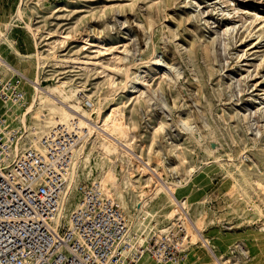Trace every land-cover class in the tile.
Wrapping results in <instances>:
<instances>
[{"label":"rangeland","instance_id":"rangeland-1","mask_svg":"<svg viewBox=\"0 0 264 264\" xmlns=\"http://www.w3.org/2000/svg\"><path fill=\"white\" fill-rule=\"evenodd\" d=\"M38 1L25 0L23 15L17 17L23 0H0V25L11 24L9 38L23 55L33 56L37 41L45 63L41 73L45 94L67 108L70 103L52 89L86 86L98 93L95 99L112 89L114 103L122 107V119L135 136L132 143L140 153L135 155L141 157L136 158L148 170H153L148 162L155 168L151 174L137 169L135 179L146 186L148 180L191 181L188 217L204 223L215 254L230 259V264H264V0ZM4 54L9 69L16 67L34 78V57ZM156 55L173 64L163 69L167 75L146 85L152 91L162 90L167 106L160 108L147 102L142 88L130 95L117 89L124 83L123 66L137 64L134 73L143 72ZM73 60L90 64L77 65ZM4 70L2 83L13 76L8 67ZM21 85L29 103L31 88L25 79ZM82 94L81 105L89 110L84 101L90 99ZM6 109L1 106L0 114ZM133 165L137 167V162ZM96 173L91 181L82 175L79 185H91ZM117 174L121 179L120 166ZM76 193L74 207L67 204L71 209L67 221L82 200L83 192ZM128 194L135 213V196L132 191ZM40 211H30L35 220L29 225L36 230L30 241L35 257L50 237L47 225L38 220ZM139 220L145 224L149 248L152 238H160V230L171 221L165 213L155 217L143 213ZM137 238L135 234L136 242ZM188 241L191 258L186 264H196L193 257L204 250L201 243L192 248Z\"/></svg>","mask_w":264,"mask_h":264},{"label":"bare ground","instance_id":"bare-ground-1","mask_svg":"<svg viewBox=\"0 0 264 264\" xmlns=\"http://www.w3.org/2000/svg\"><path fill=\"white\" fill-rule=\"evenodd\" d=\"M24 2L25 0L18 7L17 17L23 15ZM38 2L41 1L39 0ZM10 27L11 24L0 25V56L7 61L8 57L4 54L7 51L19 59L34 57L37 60L34 78H30L23 70L11 67L15 74L18 73L24 77L23 79L27 81L32 93L29 103L27 98L24 101L25 105L11 103L9 106H6L7 109L4 112L5 119L14 123L16 125L15 129L21 131V136L18 137L13 154H18L26 144L37 151L45 152L41 140L52 130L58 128H64L65 131L70 133L75 132L78 135V144L77 147L72 148V160L66 175L67 190L62 197L56 221L61 224L66 219L65 217L68 218L71 210L67 207L68 203L70 204V208H73L76 204V189L82 182L81 176L83 175L85 179L90 180L94 175V170H96V176L92 179L91 183L98 186L104 196L118 204L128 224L129 229L125 236L128 248L123 252L124 257L135 249L148 247L149 241L144 233L145 224L139 220L140 215L144 213L155 217L157 214L161 215L165 213L171 221L169 225L160 230L161 237L167 236L170 239L171 234L177 236L179 233L178 227L181 226L188 239L190 238L191 243H193L192 248L201 243L199 248L204 250L201 254L193 257L194 261H197L196 264H200L199 262L203 259L211 262L210 264H230V259L226 260L225 256L215 254V247L205 234L204 223L198 218L192 221L188 217L190 207L186 199L190 198L192 193L191 181L180 177L175 178L172 182L168 180H165V182L156 180L155 183H151L148 180V186H146L139 183L138 179H135L137 169L143 171L141 168L143 167L144 170L150 173L155 171V168L153 164L148 162L153 168L151 171L148 170L147 166H145L146 164L143 165L139 162L138 159L141 157L135 155V152L140 155L132 143L135 140V136L131 134L130 127L122 119V107L120 104L114 103L115 98L111 94L114 91L111 89L109 90V94L104 97L100 95L98 99H95V95H98V93L88 89L86 86H82L81 89L71 88L69 91H65L62 86H58L52 90L58 91L62 99L70 103V106L66 108L58 105L45 94L42 88L41 73L43 72L42 67L45 63L37 41L35 43L36 52L33 53V56L23 55L9 38ZM27 28L33 37L36 38L33 28L30 25ZM123 60L121 59V61ZM73 61L77 65L90 64L87 60ZM149 63L150 66L146 70L138 73H134V67H137V64H126L123 66L120 71L123 76V86L117 87V84H114L113 88L117 87L121 93L126 92L129 95L138 88H142L144 89L143 94L146 95L148 103L158 108L162 107V105L167 106L162 90L152 91L146 85L158 75H167L163 69L166 66L171 69L173 64L169 62L168 58L160 55L153 57ZM0 64L3 65L2 60H0ZM7 66L9 69L11 65L9 66L7 63ZM3 71L7 72L6 70ZM80 92H84L82 94L83 97H87L93 103L91 109L85 110L82 107V101L80 102L79 97ZM25 93L27 94L26 91ZM1 106L2 103L0 102ZM22 108H25V110L23 111ZM94 114L95 117L93 116ZM4 128H6V124ZM22 142L24 143L22 144ZM92 159L95 161L94 164ZM133 161L137 162V167H134ZM156 161L160 162V159L156 158ZM118 166L122 170L121 179L117 174ZM166 169L167 166L164 165V170ZM157 172L160 174L159 170ZM105 190L108 191V194ZM131 191L135 196V204L137 206L135 213L131 210L132 206L129 203L128 193ZM79 206L80 204L77 205V207ZM135 234L138 236L137 242L134 240ZM222 236L219 233L218 239L222 240ZM135 244H137V248H135ZM199 248H194V252H197ZM235 248L242 252L240 246H235ZM149 256L145 254L143 260L141 259L138 264H158ZM186 263L187 261L183 264ZM160 264L164 263L161 262Z\"/></svg>","mask_w":264,"mask_h":264},{"label":"built area","instance_id":"built-area-1","mask_svg":"<svg viewBox=\"0 0 264 264\" xmlns=\"http://www.w3.org/2000/svg\"><path fill=\"white\" fill-rule=\"evenodd\" d=\"M0 60L3 62L0 72H3L8 66L3 57L0 56ZM8 70L13 74L9 79L19 85H13L12 80L0 81V102L2 106L25 105L23 77ZM84 102V107L92 108L90 101ZM15 128L14 123L5 119L4 112L0 114V264H138L145 254L158 264L187 261L191 246L181 226L178 232L182 234H171L170 239L167 236L158 240L152 238V247L147 244V248L135 249L124 257L129 229L125 215L118 204L104 196L94 184L79 185L76 191L83 192L80 206L68 221L64 219L59 224L56 216L67 190L66 175L78 135L60 128L61 132L54 130L41 140L45 152L26 144L14 155L21 136V131ZM31 209L41 210L38 220L47 225L50 236L37 257L33 256L34 248L30 244L36 235V230L29 228L35 221L30 216ZM64 221L67 224H63Z\"/></svg>","mask_w":264,"mask_h":264}]
</instances>
